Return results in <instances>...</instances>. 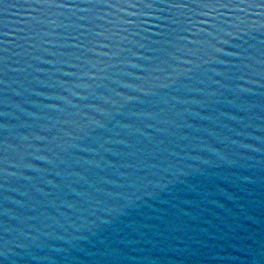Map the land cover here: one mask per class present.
<instances>
[{
	"label": "water",
	"instance_id": "1",
	"mask_svg": "<svg viewBox=\"0 0 264 264\" xmlns=\"http://www.w3.org/2000/svg\"><path fill=\"white\" fill-rule=\"evenodd\" d=\"M0 264H264V0H0Z\"/></svg>",
	"mask_w": 264,
	"mask_h": 264
}]
</instances>
